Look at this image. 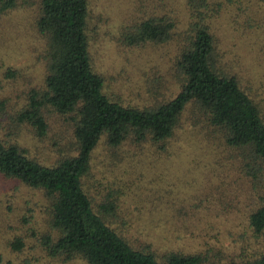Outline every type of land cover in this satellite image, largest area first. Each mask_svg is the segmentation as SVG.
I'll return each instance as SVG.
<instances>
[{
	"label": "rangeland",
	"instance_id": "obj_1",
	"mask_svg": "<svg viewBox=\"0 0 264 264\" xmlns=\"http://www.w3.org/2000/svg\"><path fill=\"white\" fill-rule=\"evenodd\" d=\"M217 1L219 11L206 19L216 65L237 78L264 118V0H208L202 11L208 13ZM87 5L88 51L92 70L103 78V93L140 109L172 98L179 89L175 56L188 35L184 1L87 0ZM38 6L39 0H13L0 13V139L17 142L51 165L73 150L67 117L44 106L42 136L16 119L29 91L43 88L44 43L34 26ZM160 14L173 23L166 42L127 45L123 30ZM179 122L162 145L147 139L112 147L100 136L82 189L93 211L133 249L250 264L264 251V229L254 233L247 222L248 214L264 205V177L247 174L239 151L202 115L192 116L185 107ZM47 208L42 190L0 175V264H86L50 255L42 240L55 237ZM14 239L22 242L19 249L9 245Z\"/></svg>",
	"mask_w": 264,
	"mask_h": 264
},
{
	"label": "trees",
	"instance_id": "obj_2",
	"mask_svg": "<svg viewBox=\"0 0 264 264\" xmlns=\"http://www.w3.org/2000/svg\"><path fill=\"white\" fill-rule=\"evenodd\" d=\"M183 1L189 23L188 35L174 61L179 89L172 98L140 109L111 100L102 91L103 78L92 70L87 45V0H39L34 26L44 43L43 88L29 91L27 104L16 119L42 136L46 131L44 106L67 117L72 126L73 150L45 165L17 142L0 139V175L43 191L48 200L47 222L55 237L51 241L44 235L42 240L51 256L79 258L86 264H216L199 253L168 251L157 256L148 249H133L93 211L81 177L102 135L112 147L147 139L162 145L189 107L192 116L202 115L227 146L239 151L247 174L264 177L261 110L239 87L237 78L216 65V47L206 19L219 11L221 2L206 13L202 9L208 0ZM12 5L13 0H0V13ZM172 28L169 17L152 15L132 23L122 36L128 46L162 43L169 39ZM247 222L254 233L264 229L263 204L248 214ZM9 245L19 249L22 242L14 239ZM250 264H264V251Z\"/></svg>",
	"mask_w": 264,
	"mask_h": 264
}]
</instances>
